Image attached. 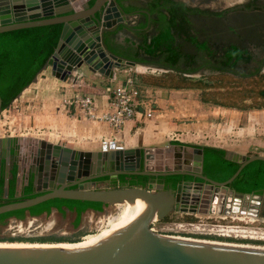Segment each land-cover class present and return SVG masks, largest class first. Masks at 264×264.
Masks as SVG:
<instances>
[{
  "label": "water",
  "instance_id": "obj_1",
  "mask_svg": "<svg viewBox=\"0 0 264 264\" xmlns=\"http://www.w3.org/2000/svg\"><path fill=\"white\" fill-rule=\"evenodd\" d=\"M121 3L119 0H0V33L61 24L57 45L42 68L50 67L51 75L61 81L77 83L85 71L112 79L115 70L123 66L176 71L130 60L109 48L108 34L119 26L128 27L127 13ZM182 73L191 77L203 75L206 70ZM158 151L156 156L149 153L151 150L145 154L139 148L89 152L36 136H0L3 198L9 196L10 174L15 175L13 198L23 197L24 187L33 188V196L0 205V214L28 209L54 198L97 202L103 206L133 204L136 199H142L147 206L139 219L94 243H0V264H264L263 246L156 232L152 225L173 212V193L152 183L129 186L126 181L120 182L122 175L198 178L199 182L188 183L198 187L197 196L201 193L199 211L206 213L209 209L213 214L216 207L220 211L225 202V207H229L234 197H238L229 184L250 162L264 161V155L247 156L226 150L225 158L239 166L231 177L220 182L202 173L201 146L173 145L168 154L174 160L165 165L163 159L168 156ZM154 161L156 166L152 165ZM180 188L178 185L176 199Z\"/></svg>",
  "mask_w": 264,
  "mask_h": 264
},
{
  "label": "crops",
  "instance_id": "obj_2",
  "mask_svg": "<svg viewBox=\"0 0 264 264\" xmlns=\"http://www.w3.org/2000/svg\"><path fill=\"white\" fill-rule=\"evenodd\" d=\"M153 1L122 0L121 3L127 13L126 20L135 21L133 25L141 28L139 32L145 35L154 30L152 26L157 19L155 12H152L149 6ZM181 1L187 2V0ZM133 9L137 11H131ZM135 31L119 26L115 32L108 35L112 48L137 47L142 42V37H140L141 33ZM139 67L144 69L138 70ZM148 69L151 72H148L150 71ZM153 69L156 70L149 66H123L115 70L112 79L85 71V76L79 77V81L73 83L70 80L57 79L51 75L50 67H46L19 94L16 101L21 99L22 108H18L19 105L16 106L18 109L13 113L18 112L16 116H22L23 121L26 117L28 118L25 128L33 125L40 131L41 128L52 129L50 137L42 136L44 135L42 133L29 136L44 138L52 143L89 152L101 151L99 147L101 137L115 136L123 143L124 149L139 148L145 154L151 150L149 153H155V156L158 150V152L162 151V155L168 156L163 159L162 165L167 162L170 164L174 160L170 158L168 150L175 144L196 147L207 145L225 148L247 156L264 155V148L253 151V148H258L257 145L264 146L263 106L240 108L213 105L201 99V89L153 85L143 82L140 80L141 77H136L157 76L154 71L152 72ZM262 71L264 72V69ZM131 77L137 79L135 86L140 90L139 101L135 108V117L125 121L117 133H114L104 120L85 117L79 108L66 102L75 95H90L94 99L96 113L101 114L108 108V88L113 89L123 85ZM149 109L153 111V115L147 117L145 114ZM228 127H231L229 129H232L230 133L233 137L232 141L227 143ZM219 130H221L220 134ZM174 134H182L181 139L173 140L171 136ZM2 171L4 172L3 164ZM29 188L32 193L33 188L31 186ZM27 189L28 186L24 187V193Z\"/></svg>",
  "mask_w": 264,
  "mask_h": 264
},
{
  "label": "trees",
  "instance_id": "obj_3",
  "mask_svg": "<svg viewBox=\"0 0 264 264\" xmlns=\"http://www.w3.org/2000/svg\"><path fill=\"white\" fill-rule=\"evenodd\" d=\"M122 1V0H119ZM150 10L155 12L157 19L155 24V31L151 38L148 39L147 35L139 32L141 28L132 26L133 30L141 33L142 42L137 46L129 47H113L109 48L116 54L128 58L130 60L144 61L145 59L140 55L142 51L146 56L152 60H157L159 63L166 67L176 69V71L164 72L161 76H136L143 82L150 84L168 86L173 88H182L180 83L188 84L192 78L184 75L182 72L186 70H193L194 68H186L181 66L182 64L189 65L192 55L184 54L183 51L178 49L174 45L175 34H186L183 30L177 26L178 22H187L188 12H199L197 9H189L183 3H173L171 0H154L150 3ZM205 13V12H204ZM211 15V12L207 13ZM216 15V14H215ZM138 27V26H137ZM61 24H51L36 26L30 28H22L16 30H10L0 33V97H1V111L10 108L16 101L19 94L27 88L35 79L37 74L42 70L46 64L48 58L53 53L61 32ZM136 28V29H135ZM195 39L192 38V41ZM200 49L207 50L205 43L200 44ZM211 52V51H210ZM223 62L221 63L224 67L235 69L238 65L239 60H249V56H244L242 51L236 46L229 45L224 50ZM145 62V61H144ZM182 72H177V70ZM230 74V73H229ZM234 75V74H232ZM255 77L259 76V73L254 74ZM134 78V77H133ZM180 81L179 84H167L163 79L173 81V79ZM264 78V74L262 75ZM175 79V80H176ZM204 77L198 78L196 83L193 85L196 88L202 89L201 99L207 103L218 106L234 107L235 104H225L215 99V96L211 94V97L205 96V93L210 90L213 85L204 80ZM135 82H137L135 79ZM170 83V82H169ZM191 86V85H190ZM252 94H243L242 98L245 100L251 97ZM258 96L264 99V89L258 91ZM203 148V174L216 180L225 181L237 170L239 164L225 158L226 149L213 147V146H201ZM15 175L12 174L10 178V188L8 198H3V171L0 176V205L19 201L28 197L33 196L29 185L27 191L21 198H13ZM137 176H120V182H128L129 186L137 185L138 182L146 183L151 177L140 176V180L135 179ZM156 178V177H152ZM12 182V183H11ZM119 182V183H120ZM237 192L241 193H259L264 190V161L254 160L247 164L235 179L229 184ZM103 204L97 202H87L79 200H70L62 198H54L28 209H19L11 212L0 214V223L5 224L6 219L10 216H15L21 220L26 211L30 215H39L41 213L49 214L52 209L64 211L63 208L73 209L76 212L75 225L79 224L82 213L88 208H99L101 210ZM97 210V209H96ZM195 236V235H194ZM195 237L200 238H221L225 240L241 241V242H258L264 243L261 240L253 239H238L232 237H218L214 235H196ZM70 241L71 238H64L55 235L48 236H33L24 238L21 236H3L0 237V241H38V242H52V241Z\"/></svg>",
  "mask_w": 264,
  "mask_h": 264
},
{
  "label": "flooded vegetation",
  "instance_id": "obj_4",
  "mask_svg": "<svg viewBox=\"0 0 264 264\" xmlns=\"http://www.w3.org/2000/svg\"><path fill=\"white\" fill-rule=\"evenodd\" d=\"M173 3H183L189 9H197L200 13L188 12L187 22H178V30H183L186 35L177 33L175 34L174 45L179 47L184 54L192 55L189 65L182 64L181 66L186 68H194L189 71L186 69L185 72H192L195 70H206V73L200 75V77H206L211 75L230 73L234 74L240 78H251L255 73H259L264 67V0H243L237 2L233 6H225V0H187V2L181 0H171ZM131 11H137L133 9ZM141 11V10H140ZM145 11V10H142ZM205 12V13H204ZM211 12V15L207 13ZM216 14V15H215ZM156 15V14H155ZM128 27L126 29H132L135 21L128 22ZM150 25H152L150 23ZM154 30L146 33L147 38L150 39ZM135 27L138 29L137 25ZM135 28V29H136ZM137 32V31H135ZM138 33V32H137ZM109 35V34H108ZM186 36L184 38H181ZM140 37H142L140 35ZM192 38L195 40L192 41ZM205 43L207 45V50L200 49V44ZM229 45L236 46L240 51H242L244 56H249V60H239L238 65L235 69H230L224 67L221 63L223 62L224 50ZM211 51V52H210ZM140 55L145 59L144 61L148 64H155L158 66H164L157 60H152L146 56L142 51ZM168 72V71H164ZM203 173V172H202ZM12 174H10V177ZM140 180V176L135 178ZM200 179L192 178L190 176H167V177H156L150 178L146 183L138 182L137 185L146 186L149 183L154 185H161V190L171 191L173 193V212L176 214H186L189 216H194L195 218L200 217H233L235 214H244L248 217L264 221V190L259 193H238V197H234L230 203L229 207H225V202L223 208L217 211V207L213 214H210L207 210L206 213L200 212L201 203V193L197 194V186L190 184L188 182H199ZM120 184V183H119ZM180 185V193L178 199H176L177 186ZM24 194V193H23ZM219 195L220 192L218 193ZM246 204H245V203ZM64 211L57 209V212L62 213L63 216L67 213H72L74 218L69 222L68 227H66L65 235L59 237L64 238H74L75 234L80 232V223L75 225L76 212L75 210L63 208ZM87 209L96 210L93 207H88ZM86 209V210H87ZM183 209H185L183 211ZM53 210V209H52ZM85 210V211H86ZM169 213V214H170ZM46 214L41 213L39 215H30L26 211L25 216L19 220L15 216H10L6 219H15L17 221H24L26 217L36 219V217ZM168 214V215H169ZM82 216V215H81ZM81 221V218H80ZM6 224V223H5ZM5 224L0 223V232L5 227ZM53 231L33 233L30 235H55ZM56 236V235H55ZM238 239H249V238H238ZM229 242V241H228Z\"/></svg>",
  "mask_w": 264,
  "mask_h": 264
},
{
  "label": "rangeland",
  "instance_id": "obj_5",
  "mask_svg": "<svg viewBox=\"0 0 264 264\" xmlns=\"http://www.w3.org/2000/svg\"><path fill=\"white\" fill-rule=\"evenodd\" d=\"M218 1V0H215ZM243 0H225V6H233L234 4H237V2H241ZM144 68L139 67L138 70H143ZM264 69V68H263ZM262 69V70H263ZM150 70V69H148ZM261 70V71H262ZM154 71V74L157 76H161L164 73L163 70L156 68L152 70ZM148 72H151L148 71ZM264 72H259V76L255 77L252 76L251 78H240L236 75H232L229 73H223V74H217V75H211L204 77L205 81L208 83H212L213 87L208 90L205 93V96L211 97V94L215 96V99H217L220 102H223L225 104H235L236 107H264V99L258 96V91L261 89H264V78H262V75ZM191 80L187 82L188 84L185 86L186 83H180L179 80L173 79V81H170L168 79H163L165 83L169 84H181L183 88L186 87H193L194 90L200 89L193 86L198 78H201L199 76H191ZM170 82V83H169ZM191 85V86H190ZM202 90V89H201ZM250 93L252 94L251 97L247 98L244 102V99L242 98L243 94ZM195 95V94H194ZM22 101L19 98L14 104L10 107V113H13V110H17L18 108H22ZM19 105V106H18ZM16 106L18 108L16 109ZM3 113V114H2ZM18 112L15 111V114L8 119L11 122V127H15V130H9V128L6 126V118L7 115H9V112H0V135H31V134H38L42 133L44 135L42 136H51L52 129H42L41 131L37 128H34V126H27L25 128L24 126L27 125L26 122H28V118L26 117L23 121L22 116H16ZM26 115V114H25ZM27 116V115H26ZM25 122V123H24ZM26 124V125H25ZM29 125V123H28ZM19 130H17V129ZM39 131V132H36ZM48 131V132H47ZM10 132L12 134H10ZM47 132V133H46ZM232 134L231 136L228 135L227 143L229 141H232ZM231 139V140H230ZM226 143V144H227ZM262 143V142H261ZM258 148H253V151H258L259 149H263L264 146L257 145ZM153 166L154 163H152ZM158 165V164H157ZM117 184V183H116ZM119 185V184H118ZM123 204L119 203L116 205H105L102 206L101 210L99 208H96L97 210H91L87 209L82 213L81 216V223H80V232L75 234L74 238H71V240H74L73 242L70 241H60V242H85L87 241V238L92 237L93 235L99 233L101 230L106 229L109 227L108 221L111 217L117 216L122 207ZM74 218V215L71 213H67L63 216L62 213L57 212L56 210H52L49 214H42L36 219H32L29 217H26L24 221H17L13 218L8 219L5 227L0 232V237L3 236H21L24 238H29L33 236H41V235H30L31 232L39 233V232H46V231H53L56 236H61L62 234L65 235L66 233V227H68L69 222L71 219ZM153 229L158 233H163L167 235H176L181 237H190L195 239H209L211 241H222L226 243H237V244H245V245H254V246H263L264 243H258V242H241V241H234L231 242L230 240H225L221 238H198L195 237L196 235H205L208 234H215V235H222L224 236V233L231 232L228 229L233 230V234L239 237V238H251L253 240H261L264 242V221L257 220L251 217H248V215L244 214H235L233 217H225V218H219V217H200L195 218L194 216H189L186 214H174L170 213L166 217H164L162 220H158L152 225ZM195 235V236H194ZM214 235V236H215ZM232 236V235H230ZM229 241V242H228ZM1 242V241H0ZM2 242H10V241H2ZM13 242H27V243H57V241L52 242H30V241H13ZM82 242V243H83Z\"/></svg>",
  "mask_w": 264,
  "mask_h": 264
},
{
  "label": "built area",
  "instance_id": "obj_6",
  "mask_svg": "<svg viewBox=\"0 0 264 264\" xmlns=\"http://www.w3.org/2000/svg\"><path fill=\"white\" fill-rule=\"evenodd\" d=\"M139 92L140 90L135 86V80L132 77L127 79V81L123 85L116 86L113 89L108 88V103H107L108 108L105 112H102L101 114L96 113L94 106V99L90 95L87 94L75 95L72 98L68 99L66 102L69 105L79 108L85 117L91 119L104 120L113 129L114 133H117L125 121L135 117V112H136L135 108L139 101L138 100V96L140 94ZM2 112H9V115H7L6 118L7 120L6 126L9 128V130H15V127L10 126L11 122L10 120H8L13 115V113H10V108H6L2 110ZM145 115L147 117H150L153 115V111L149 109L147 110ZM218 133L220 134L221 130H219ZM10 134L12 133L10 132ZM227 134L231 135V133H229L228 131ZM181 135L182 134H174L171 136V138L173 140H180ZM99 147L100 150L104 152L124 149L123 143L115 136L101 137L99 140ZM228 230L231 232L224 233V236L219 234L215 235L216 233L215 234L206 233L205 235L239 238V237H234L236 235L233 234L234 232L233 230L231 229Z\"/></svg>",
  "mask_w": 264,
  "mask_h": 264
},
{
  "label": "bare ground",
  "instance_id": "obj_7",
  "mask_svg": "<svg viewBox=\"0 0 264 264\" xmlns=\"http://www.w3.org/2000/svg\"><path fill=\"white\" fill-rule=\"evenodd\" d=\"M231 127H228L229 129ZM229 133L232 129L227 130ZM123 207L120 213L117 216H113L108 221L109 227L101 230L99 233L93 235L92 237L87 238V241L83 242H74V243H94L100 240H103L110 236L111 234H115L118 231L122 230L135 220L139 219L143 214H145L147 206L144 200L136 199L133 204L128 202L121 203ZM222 242V241H217ZM0 243H27V242H0ZM57 243H70V242H57Z\"/></svg>",
  "mask_w": 264,
  "mask_h": 264
}]
</instances>
